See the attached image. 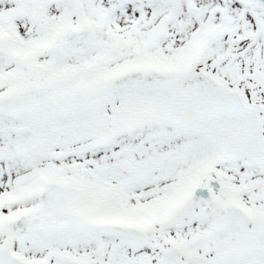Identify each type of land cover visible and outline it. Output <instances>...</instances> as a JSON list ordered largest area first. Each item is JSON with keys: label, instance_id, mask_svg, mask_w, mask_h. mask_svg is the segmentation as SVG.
Instances as JSON below:
<instances>
[{"label": "snow or ice", "instance_id": "snow-or-ice-1", "mask_svg": "<svg viewBox=\"0 0 264 264\" xmlns=\"http://www.w3.org/2000/svg\"><path fill=\"white\" fill-rule=\"evenodd\" d=\"M0 264H264V0H0Z\"/></svg>", "mask_w": 264, "mask_h": 264}]
</instances>
